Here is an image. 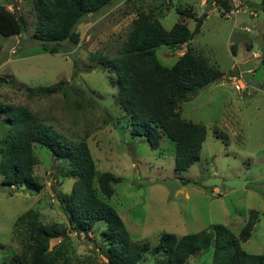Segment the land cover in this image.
<instances>
[{
    "label": "rangeland",
    "instance_id": "374dc122",
    "mask_svg": "<svg viewBox=\"0 0 264 264\" xmlns=\"http://www.w3.org/2000/svg\"><path fill=\"white\" fill-rule=\"evenodd\" d=\"M224 1L230 4L228 12L213 0H115L81 20L75 29L81 36L77 46L65 42L60 51L49 53L32 39L36 22L32 0H0V6L17 10L28 22L25 33L0 35V76L8 81L0 88L1 107L25 106L69 139L87 142L98 174L110 172L119 179L108 204L122 218L132 241L152 248L138 264H167L153 253L165 233L180 238L221 225L239 236L252 210L259 212V220L242 248L248 254L264 255V13L261 0ZM179 8L195 15L185 18L191 31L196 19L207 14L189 48L226 76L179 105L182 119L207 128L200 160L181 172L175 170V144L166 136L152 150L145 137L132 134L117 97L116 76L99 64L120 55L139 12H152L170 30L182 19ZM187 48L160 45L156 54L163 66L171 68ZM233 76L242 77L241 92L230 80ZM58 83L63 89L52 95L38 89ZM4 118L0 115V121ZM6 134L7 128L0 125V160ZM34 154L38 159L34 175L43 185L39 193L15 192L3 185L0 175V244L4 246L0 264H24L22 252L29 234L16 222L26 213L37 214L45 227L66 232L50 241L49 251L60 253L69 264H108L101 238L105 223L77 234L61 209L60 198L70 194L77 181L68 164L55 161L39 144ZM168 179L178 182L173 197L165 187L151 185ZM210 179L220 184L204 188L202 184ZM226 181L243 182L244 187L229 188ZM95 186L103 198L97 182ZM213 251L211 247L199 252L187 264H212Z\"/></svg>",
    "mask_w": 264,
    "mask_h": 264
},
{
    "label": "trees",
    "instance_id": "16d2710c",
    "mask_svg": "<svg viewBox=\"0 0 264 264\" xmlns=\"http://www.w3.org/2000/svg\"><path fill=\"white\" fill-rule=\"evenodd\" d=\"M114 1L32 0L36 16L32 39L49 53L60 51L65 42L77 46L81 36L75 29L81 20L100 12ZM213 3L224 12L231 9L224 0H213ZM260 9L264 13V0H261ZM178 13L182 16L181 21L167 30L152 12H139L120 55L109 62L101 59L99 64L116 76L117 97L129 118L132 134L145 137L152 150H157L161 136H166L175 144V170L181 172L189 170L200 160L207 128L182 119L178 113L179 105L226 76L189 48L200 33L207 14L196 19V28L191 31L185 18L195 15L191 10L180 8ZM27 30L28 22L22 14L0 6V35L12 37ZM160 45L173 49L188 48L175 65L167 68L156 54ZM231 53L237 55L236 46L231 47ZM261 65L264 68V48ZM7 83L0 76V88ZM38 89L52 95L63 88L58 83ZM0 115L5 117L0 125L7 128L0 160L3 185L15 192L26 189L39 193L43 185L34 175L38 164L34 146L39 144L47 148L55 161L68 164L71 176L77 179L71 193L60 198V206L71 231L87 234L96 224L104 222L101 238L106 246L103 253L108 264L141 262L152 248L149 243H134L122 218L108 204L107 200L114 195V186L119 179L110 172L98 174L87 142L69 139L22 105H4L0 108ZM96 182L105 199L98 195ZM258 220L259 212L252 210L239 236L221 225L215 226L211 232L203 230L180 238L165 233L153 248V253L164 257L167 264H187L199 252L213 247L212 264H264V255L248 254L242 248V244L251 238ZM18 226L26 227L29 234V243L22 252L24 264H69L60 253L49 251L50 241L66 236V232L45 227L35 213L19 217ZM3 249L0 244V250Z\"/></svg>",
    "mask_w": 264,
    "mask_h": 264
},
{
    "label": "water",
    "instance_id": "95a60500",
    "mask_svg": "<svg viewBox=\"0 0 264 264\" xmlns=\"http://www.w3.org/2000/svg\"><path fill=\"white\" fill-rule=\"evenodd\" d=\"M217 184H220L219 180L210 179L208 181H205L202 184V186L206 189H210V188L216 186ZM151 185H161V186L165 187L168 190L170 197H173L176 194V192L179 190L178 182L176 180H172V179L157 180L154 183H152ZM224 185L229 187V188H235V189L244 187V183L239 182V181H226V182H224Z\"/></svg>",
    "mask_w": 264,
    "mask_h": 264
},
{
    "label": "built area",
    "instance_id": "2783aa9c",
    "mask_svg": "<svg viewBox=\"0 0 264 264\" xmlns=\"http://www.w3.org/2000/svg\"><path fill=\"white\" fill-rule=\"evenodd\" d=\"M231 81H233L235 89L239 92L245 89V85L242 82V77L233 76L230 78Z\"/></svg>",
    "mask_w": 264,
    "mask_h": 264
},
{
    "label": "flooded vegetation",
    "instance_id": "af4514ba",
    "mask_svg": "<svg viewBox=\"0 0 264 264\" xmlns=\"http://www.w3.org/2000/svg\"><path fill=\"white\" fill-rule=\"evenodd\" d=\"M209 190V189H208Z\"/></svg>",
    "mask_w": 264,
    "mask_h": 264
}]
</instances>
